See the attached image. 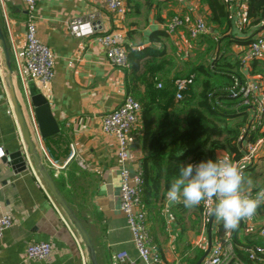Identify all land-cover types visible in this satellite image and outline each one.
I'll list each match as a JSON object with an SVG mask.
<instances>
[{
    "label": "crops",
    "instance_id": "1",
    "mask_svg": "<svg viewBox=\"0 0 264 264\" xmlns=\"http://www.w3.org/2000/svg\"><path fill=\"white\" fill-rule=\"evenodd\" d=\"M131 1L129 15L122 19L107 11L106 0H39L33 13L38 40L55 56L53 80L46 85L34 83L47 99L59 127L57 134L42 139V146L48 157L60 166L54 181L85 227L98 264H119L116 254L120 252H126L136 264L143 263L138 258L126 218L119 210L120 178L115 140L101 130L103 116L116 107L126 94L124 71L127 68L117 69L108 63L104 47L96 41L97 35L120 30L125 33V44L130 49L158 53L154 60L150 55L140 59L139 75L145 80L152 78L156 88L160 84L161 88L170 90L172 100L167 108L165 100L159 104L156 100L158 110L155 109L153 117L159 118L166 113L171 119H180L187 107L182 101H176L175 89L169 85L173 83L174 86L176 79L191 76L195 81L196 76L191 70L196 60L198 62L206 57L202 56L204 44H199L205 37L192 41L187 29L167 38L158 34L165 31L164 26L174 15H181L188 26H192L197 19H203L213 30V35L208 36L217 37L218 34V28L209 22L206 5L197 0ZM90 12L97 14L101 31L84 37L70 34L68 23ZM25 19L24 0H4L3 5L0 4V27L9 49L16 92L22 106L25 105V96L19 89L17 68L18 64L23 66L24 63ZM257 32L256 27L245 29V33L230 30L239 41L249 35L255 37ZM230 49L234 54H242L246 48L232 44ZM1 57L0 53V70L5 74ZM145 61L148 67L143 68ZM251 70L252 63L246 71L240 68L241 79H261L264 87V78L254 77ZM197 92L198 85L193 83L188 98ZM12 110L7 89L0 82V148L6 155L23 149ZM142 141L141 110L138 125L131 135V160L127 163L131 174L141 169ZM72 151L75 153L73 157ZM216 155L223 156L225 153L218 152ZM8 157L0 161V216L10 215L13 224L4 231L0 241V264H90L80 237L42 183L34 166L28 164L25 170L17 169ZM259 158L257 166L264 160V145ZM45 165L53 177L55 171L46 162ZM255 166L244 170V179L249 172L256 171L258 167L254 169ZM249 190L253 187L243 182L242 191ZM141 208L146 213L154 246L163 255L166 264H181L185 257L192 255L193 248L189 244L196 235L190 234L192 225L187 223L191 224L193 215L199 214L198 209L191 215L188 210L186 226L180 227L179 212H184L185 206L181 209L172 206L170 214L162 212L161 224L154 216L148 217L143 205ZM164 208L165 204L161 210ZM169 217L175 219L169 224L177 232L171 237L165 221ZM209 228L207 224L203 230L207 238ZM190 235L191 241L187 242L186 237ZM41 242L52 245L51 257L47 261L27 260V247ZM175 245L176 249L173 248Z\"/></svg>",
    "mask_w": 264,
    "mask_h": 264
},
{
    "label": "built area",
    "instance_id": "2",
    "mask_svg": "<svg viewBox=\"0 0 264 264\" xmlns=\"http://www.w3.org/2000/svg\"><path fill=\"white\" fill-rule=\"evenodd\" d=\"M39 0H24L26 9L25 19V49L23 66L18 64L17 75L20 92L25 96V117L31 135L39 146L42 156L47 159V164L55 171L53 178L58 177L60 166L52 161L42 146L39 127L35 118L34 109L28 93V82H39L43 85L50 83L54 78L55 56L52 51L43 45L36 36L34 12ZM233 24L237 29L248 26L246 10L249 0H226ZM4 0H0L3 5ZM106 9L116 17H125L126 0H106ZM97 14L90 12L84 17L74 19L67 25L70 34L75 37L89 36L100 32L97 24ZM6 26H8L7 21ZM170 36H175L181 30L187 29L188 36L196 41L203 36L213 35V30L203 19H197L192 26L181 15H174L164 26ZM215 37V35L213 36ZM96 41L104 47L108 63L117 69L128 67V53L125 44V33L120 30L104 32L97 35ZM264 58V27L259 28L252 42L246 47L240 57V68L246 71L255 60ZM16 62L18 60L16 58ZM0 82L5 86V74L0 70ZM193 76L176 79L174 81L176 101H184L188 98V91L193 85ZM6 87V86H5ZM159 89L161 85L157 86ZM231 94L240 97L245 106L251 109V126L242 131L247 134L249 130L264 131V96L263 85L259 80H240L235 77L232 81ZM142 110L141 104L130 94H124L116 107L106 113L101 121V130L104 134L112 136L116 144V159L119 165V210L126 218L128 229L132 235V242L143 264H166L163 255L155 248L146 213L142 210L141 184L142 170L131 174L127 163L131 160L130 142L131 135L139 122ZM13 111V110H12ZM264 133V132H263ZM255 137L254 141H246L240 145L241 156L233 160L244 171L255 165L264 145V135ZM23 144V143H22ZM25 150L24 146L23 149ZM72 151L71 156H74ZM6 153L0 148V161ZM31 164H29L30 166ZM32 166V165H31ZM264 190L254 189L242 191L244 194L256 198V194ZM201 221L203 230L207 228L212 214L210 205L206 201L201 202ZM264 205L259 204L255 215L242 219L235 230H225L223 223L215 216L210 226V250L200 264H264V214L260 215L258 209ZM172 218V217H169ZM173 219V218H172ZM13 224V219L8 214L0 216V241L4 231ZM221 227L223 230L221 231ZM203 234V233H202ZM205 245V246H204ZM196 247L207 248L208 238L203 234L195 241ZM52 245L49 243H32L26 249L27 260L47 261L52 255ZM119 264H136L129 259L126 252L116 254Z\"/></svg>",
    "mask_w": 264,
    "mask_h": 264
},
{
    "label": "trees",
    "instance_id": "3",
    "mask_svg": "<svg viewBox=\"0 0 264 264\" xmlns=\"http://www.w3.org/2000/svg\"><path fill=\"white\" fill-rule=\"evenodd\" d=\"M197 1L206 5L209 22L218 28V34L217 37L203 36L205 38L199 43L204 44L202 56L206 57L198 62L196 60L191 70L198 81V92L182 101L187 110L180 119H171L166 113L159 118L153 117L155 109L158 110L155 107L156 100L157 104L165 100L166 108L172 100L169 89H157L152 78L145 80L139 75L140 59L150 55L154 60L157 52L132 50L126 45V93L132 95L142 106L141 203L148 217L156 212L161 216L167 189L170 182L179 176L180 165L216 159L218 152H224L233 162L242 155L240 145L243 146L247 140L254 141L259 133L264 135V131L249 130L247 134L242 132L251 126V109L243 104L240 97H233L230 91L233 79L238 77L241 80L239 69L242 55L232 53L230 47L232 44H239L246 48L252 42V35L239 41L230 33V30L237 28L231 19L226 0ZM132 3L131 0H126L125 18L129 15ZM246 15L249 22L247 28L264 27V0H249ZM247 28L237 30L245 33ZM158 35L168 37L166 31ZM145 67H148L146 61L143 64V68ZM251 75L264 78V58L252 63ZM172 84L169 87L175 89ZM262 95L264 96V87ZM175 205L178 209L184 207L182 202ZM197 211L201 215V205ZM258 213L264 214V205L259 207ZM203 253L204 251L198 250L194 256L185 257L181 264H195Z\"/></svg>",
    "mask_w": 264,
    "mask_h": 264
},
{
    "label": "clouds",
    "instance_id": "4",
    "mask_svg": "<svg viewBox=\"0 0 264 264\" xmlns=\"http://www.w3.org/2000/svg\"><path fill=\"white\" fill-rule=\"evenodd\" d=\"M179 169V176L170 182L166 192L165 213L170 214L171 207L180 202L186 208H193L206 201L211 206L209 212L230 231L242 219L255 215L264 201V190L256 198L242 192L243 170L226 154L195 164H182Z\"/></svg>",
    "mask_w": 264,
    "mask_h": 264
},
{
    "label": "water",
    "instance_id": "5",
    "mask_svg": "<svg viewBox=\"0 0 264 264\" xmlns=\"http://www.w3.org/2000/svg\"><path fill=\"white\" fill-rule=\"evenodd\" d=\"M0 53L1 60L3 64V68L5 71V86L10 98V103L12 105L13 114L16 119L17 125L19 127L21 140L25 150H19L11 155H6L4 159L8 157L11 161V165H14L17 169L25 170L28 164L34 166L38 175L45 185V187L51 193L52 198L56 202V204L60 207L62 212L67 217L68 221L74 227L75 232L80 237L81 243L86 249L88 254V260L90 264H98L96 259V254L94 250V246L90 240V237L82 225L72 208L68 205L62 194L60 193L54 178L50 175L45 162L47 159L42 156V153L39 151V146L34 142L30 129L28 127V123L25 117V109L22 106L18 99L16 81L13 78V70L11 66V58L9 49L7 46V42L4 36V33L0 27ZM28 90L31 100V105L34 109L35 118L39 127L40 136L42 139H46L51 137L59 132V127L57 125V121L54 118L51 109L49 107L47 99L42 95V93L35 86L33 81L28 82ZM213 216H211L209 220V225L211 226ZM210 229V228H209ZM210 230L208 235V246L204 251L203 255L198 259L195 264H200L203 259L207 256L210 250L211 242H210Z\"/></svg>",
    "mask_w": 264,
    "mask_h": 264
},
{
    "label": "rangeland",
    "instance_id": "6",
    "mask_svg": "<svg viewBox=\"0 0 264 264\" xmlns=\"http://www.w3.org/2000/svg\"><path fill=\"white\" fill-rule=\"evenodd\" d=\"M194 85H198V81L195 80L194 81ZM260 160H261V158L258 157L257 160L255 161L256 162V166L254 167V169H256L258 167L256 169V171L249 172V174L246 175L247 177L244 179V184H250L253 187V190L255 188H257V189L264 188V160L262 159V163H260V165L257 166V164L260 162ZM249 181H251V183H249ZM198 206H195L193 208H186L185 211L182 212V213L179 212V219H180L179 226L180 227H182V226L185 227L186 226L185 220L187 219V217H186L187 211L188 210L191 211L189 213V215H191L192 212L196 213V209H198ZM161 212L164 213V209L161 210ZM176 213H178V211ZM153 216H154V218H157L158 222L161 224V217L159 216L158 212L154 213ZM161 216H163V214ZM193 217H194V220H192V218H191V224L187 223V225H192L191 226L192 230L190 231V234H194V235H196V237L194 239H191L192 241L190 240V238L192 237L191 235L188 238L186 237V241L187 242H189V240L191 241V248H193L192 256H194L198 250L199 251H205V248H203L205 245L203 247L194 246L195 245V241L197 240V238L199 236H201V234L203 233L204 225H203V222L201 221V215L194 214ZM165 221L168 224L167 227H169V232L167 231V233L171 237L175 233H177L176 231H174V228L171 227V225H170L171 223H173L175 221V219L167 218V219H165ZM184 246H185V243H183V248H184ZM176 247H177L176 245L173 246V248H175V249H176Z\"/></svg>",
    "mask_w": 264,
    "mask_h": 264
}]
</instances>
